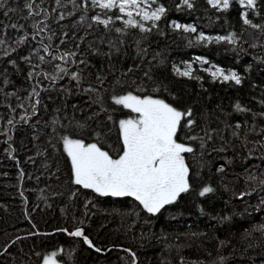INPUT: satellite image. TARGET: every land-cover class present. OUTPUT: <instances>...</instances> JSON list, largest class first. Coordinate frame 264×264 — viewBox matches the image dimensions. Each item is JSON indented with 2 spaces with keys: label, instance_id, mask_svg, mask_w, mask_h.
<instances>
[{
  "label": "trees",
  "instance_id": "1",
  "mask_svg": "<svg viewBox=\"0 0 264 264\" xmlns=\"http://www.w3.org/2000/svg\"><path fill=\"white\" fill-rule=\"evenodd\" d=\"M0 2L3 4L0 7V39L5 40L0 46V171L12 168V182L17 181L16 198L26 203L24 200L28 197L32 207L40 204L52 208L41 210L42 218L38 222L59 224L58 210L62 206L134 205L121 197L99 198L87 194L85 188L72 182L71 163L63 148V137L76 138L75 133L80 130L70 117H61L58 110H62V102L73 107L77 100H70L71 95L64 96L59 80L65 76L68 79L65 85L71 82L70 85L77 88L73 95L80 92V88L94 89L83 94L87 93L94 102L99 97L103 103L96 102V106L105 115H111L113 125L118 129L119 118H130L133 114L130 109L114 104L112 96L129 91L142 93L129 83L101 84L98 87L93 81L96 78L94 67L103 73L120 69L131 65L134 60L139 62L134 58L136 55L146 57L143 51L146 53L145 48H148L160 56L155 59L154 55L151 56L154 60L150 65L146 63L147 58L141 62L143 67L138 71L141 72L139 76L143 81L150 79L144 94L156 95L181 111H192L190 119L194 124L188 126V118H185L177 134L178 141L194 148L193 154H186L190 166V189L160 213L145 211L142 232L119 227L114 233L108 231L107 237L131 240L129 247L137 251V233H142L144 241L138 251L142 256L140 264H264V234L261 231L264 226V184L261 183L264 181V32L242 21V13L247 12L253 23H264V0H257L255 9L242 6L239 0H230L227 10L213 7L207 0H192V8L185 6L183 0H150L151 7L166 9V14L150 32L124 28L122 20H115L108 28L97 24L92 17L99 14L103 18V12L98 6L94 7L91 0H75V7L69 0H62L63 7L58 6L56 0ZM26 2L32 3L39 15L29 16ZM42 10L47 11V16ZM62 13L63 20L59 19ZM107 14L114 19L120 15L115 9ZM81 16L86 19L81 21ZM173 22L193 25L197 31L176 29ZM34 24H39L44 31L37 34ZM146 26L150 27L151 22H146ZM117 28L124 30L117 32ZM201 32L208 37L236 33L238 41L236 44L214 40L197 42L196 37ZM157 34L172 37L174 42L169 45L158 42L161 36L154 37L156 43L148 42V36ZM25 37V42L17 46V40ZM121 41L126 45L123 43L120 49ZM113 45L119 50L107 54ZM44 46H48L47 52ZM5 50L8 55L4 54ZM64 53L75 55L67 60L59 59ZM40 56L44 57V62ZM81 63H87L85 69L90 73L83 82L73 79L74 73L79 78L84 75L79 73ZM57 65L67 71L60 73ZM189 65L192 75H181ZM217 67L225 69L226 74L236 71L242 83L213 80L206 69L215 70ZM37 72L58 78L53 80L35 75ZM29 73L34 75L30 77ZM75 80L79 86L75 85ZM34 88L39 92L38 97L33 95ZM99 90L104 91L98 95ZM37 99L39 104L33 115L32 105ZM237 103L245 111H237ZM25 116L27 119L22 120L21 117ZM9 119L14 121L13 125L8 124ZM26 134L34 148L30 153L19 141ZM17 153L33 159L32 170L25 172L15 158ZM28 175L34 178L24 182H28L32 189L28 187L24 193L27 195H24L21 183ZM204 187H211L214 191L200 196ZM242 193L246 195L241 196ZM54 212L57 217L52 218ZM7 215L2 218L0 212L5 223L15 214ZM4 230L0 229V251L9 235L5 236ZM83 255L80 264L93 261L88 254ZM124 262L130 264L131 261ZM123 263L119 260L104 264Z\"/></svg>",
  "mask_w": 264,
  "mask_h": 264
},
{
  "label": "snow or ice",
  "instance_id": "2",
  "mask_svg": "<svg viewBox=\"0 0 264 264\" xmlns=\"http://www.w3.org/2000/svg\"><path fill=\"white\" fill-rule=\"evenodd\" d=\"M69 2L73 3L75 7V0H69ZM207 2L213 7L223 8L224 10H227L230 5V0H207ZM91 3L94 7L98 6L103 12V18L98 14L93 16L92 19L105 28H108L115 20H122L124 28H137L141 32H150L152 28L157 26V22L161 17L166 14V9L163 6L151 7L150 0H91ZM239 3L248 9L258 7L257 0H239ZM56 4L61 7L64 6L62 0H56ZM183 4L188 8L193 7L192 0H183ZM0 7H3L2 2H0ZM25 7L28 9L29 16L39 15V12L34 11L32 3L26 2ZM113 9L118 10L120 14L115 19L107 14L108 11ZM42 11L47 16V11ZM71 14L68 13V15ZM64 18L62 13L59 19L63 20ZM80 19L84 21L86 17L81 16ZM242 21L243 24L264 32V23H253L248 18L247 12L242 13ZM146 22H151V26H146ZM12 27L16 26L12 25ZM173 27L183 29L185 32L197 31L193 25L173 22ZM33 28L37 34L44 31L39 24H34ZM123 30L122 28L115 29L117 32ZM26 39L27 37L24 40L18 39L17 46L24 43ZM205 40L236 44L238 36L236 33H231L226 36L208 37L201 32L196 37L197 42ZM4 44L5 40L0 39V46ZM44 51H48V46H44ZM4 54L8 55L9 53L5 50ZM73 55L75 53H64L59 59L67 60L69 56ZM39 58L41 62H44L43 56ZM24 59L28 61L27 57H24ZM53 59H56V57H53ZM12 63H15V61H12ZM57 69L60 73L67 71L65 68H60L59 65H57ZM206 70L210 72L213 80L234 81L237 85L242 83V78L236 71H228L226 74L225 69L219 67L215 70ZM180 74L191 76V65ZM33 75L34 73H29L30 77ZM35 75H43L45 78L53 80L58 78L42 72H37ZM73 79L78 80V74L74 73ZM89 90L94 89H86L85 91ZM33 95L39 96V92L35 88L33 89ZM111 99L114 104L121 105L136 113L135 118L119 121L123 146L122 154L118 155L117 158H113L109 151L104 150L99 140L86 143L84 139H71L64 136L63 148L70 158L72 182L85 189H91L100 196L132 197L142 205L146 212L151 214L160 213L166 205L173 204L182 193H186L190 189V166L186 162V154H193L194 148L190 144L179 142L177 134L181 122L185 118H188V126L194 124V121L190 119L192 111L190 109L181 111L162 99L153 98L151 95H134L131 91L124 95H113ZM96 102L103 103L99 97ZM37 104H39L38 99L32 105L33 115L36 112ZM20 107H23V104ZM235 108L237 111H245L239 103L236 104ZM21 119H27V116L21 117ZM13 123V120H8L9 125H13ZM189 139L195 140L197 137H189ZM261 183L264 184V181H261ZM213 191L214 189L211 187H204L199 195L204 196L206 193ZM243 195L246 194L242 193L241 196ZM60 231L67 232L68 230L61 229ZM261 231L264 234V226H261ZM68 235L80 237L85 244L94 247L92 240L85 235L82 227L76 228ZM95 250L97 252L101 251L100 248H95ZM132 256L133 264H135V253H132ZM43 264H51L50 259L45 257Z\"/></svg>",
  "mask_w": 264,
  "mask_h": 264
},
{
  "label": "rangeland",
  "instance_id": "3",
  "mask_svg": "<svg viewBox=\"0 0 264 264\" xmlns=\"http://www.w3.org/2000/svg\"><path fill=\"white\" fill-rule=\"evenodd\" d=\"M160 36L162 38L158 39L157 40L158 42L167 43L168 45L170 43L174 42L172 40V37L162 36L160 34L148 36L149 37L148 42L151 41L153 43H156L157 41L154 39V37H160ZM123 43H124V45H126V42L121 41L120 46H119L120 49H121V47L124 46V45H122ZM118 50H119L118 46L113 45L110 48V50H107L106 52H107V54H112L110 52L115 53ZM145 50H146V53L144 51H143V53L146 55V57H143L144 56L143 55V56H140V58H138L136 55V56H134V58L139 59L140 60L139 62L134 60V61H132L131 65L121 66L120 69H111V71H109L107 73H103V72L99 71V68L96 69L94 67V69H95L94 74H96V78H94V80H93L95 82L94 84H96L98 87H100V86H102L101 84L107 85V84L112 83V84L118 85V84H122V83L123 84L129 83L133 87L138 89V91L140 93H142L141 96L146 95V94H144V92L147 91L149 88L148 85H149L150 79H145V81H143V78H141L139 76L141 74V72H138V71L140 70V68L143 67V63H141V62L144 58H147L146 63H148L150 65L151 62L155 58H159L160 53H158L156 51L152 52L148 48H145ZM136 51H138V50H136ZM101 55H103V54H101ZM153 55H154V59H151L152 58L151 56H153ZM78 68H79V73L81 75L84 74V75L80 76V78H79V79H81L82 82H83V79H88L90 77L89 71H87L85 69V68H87V63H85L83 65L81 63V65H79ZM84 69H85V71H83ZM97 73H98V75H97ZM136 74H137L138 78L134 77V75H136ZM64 77L65 76H63L62 78H64ZM109 80H112V81H109ZM74 82H75V85L79 86V83L77 84L76 80ZM70 84H71V82L67 85V87L62 89L65 91L64 96L71 95L70 100H75V101L77 100V102L73 105V107H70L67 103L64 104L62 102L61 103L62 110H60V109L58 110L59 115L63 118L66 115L68 117H70L73 121V124L77 125L79 127V130L82 131L81 132L82 136H79L80 138H76V139H85L86 143H92V142H96L97 140H99L101 145H107L110 148L111 152L114 153L116 151V148L120 146L119 144H121L122 141H121V137H120V130L118 129V131H117V129L113 125L112 119H109V117H111V115H105V113L96 106L97 104H96V102H94L95 101L94 99L89 97V95L87 93L83 94V92H85V90H82L80 88L81 91L78 93H75L73 95V92H75L74 87H73V85L71 86ZM136 84H137V86H136ZM105 85H104V87H106ZM117 85H113V86L115 87ZM97 86H95V87H97ZM114 87H112V88H114ZM68 88L70 91L67 90ZM87 88L91 89L90 87H87ZM103 91L104 90H99L97 94L100 95L101 92H103ZM55 111H57V109ZM108 112L110 113V111H108ZM133 118H135V116ZM127 119H129V118H127ZM77 126H76V128H78ZM98 133L100 134L99 136L97 135ZM30 140L31 139L29 136H27V134H26L25 138L22 137L19 140L20 142L23 143V147H25L24 150L26 149L27 153L33 152V149H34L30 143ZM20 147H22V146H20ZM31 148H33V149H31ZM28 157H30V156L19 155V153H17L15 155V158L18 160V162L20 164H22V167L25 170V172L32 170L33 159H29ZM117 157L113 156V158H117ZM10 169H12V168L8 167L9 171H6V172L0 171V212L3 213L2 218H6L8 216L7 214H9V213H13L15 215H14V218L10 217L8 223H5L3 220H1L2 218H0V229H5L4 230L5 236H6V234H9L6 239H7V243H11L10 245H8L9 248L7 250L5 249L6 248L5 247L3 250L0 251V264H30L34 260V256L31 255L32 253H35L34 248L37 247L38 245H40L42 243L41 241L48 239L50 237L41 236V235L30 236L28 233H34L36 230H37L36 232H38V233L52 232V231L56 232L58 229L57 230L54 229V230H50V231H43L40 229V227H44V226L45 227H51V225L55 226V222L48 223V224L46 223L44 225H42L41 222H38L40 220V218H42L41 214H40L41 210L42 211L51 210L52 208L46 207V206L43 207L42 205L39 204V205L34 206L36 209H33V211H32V206L30 204V199L28 197L26 200H24L26 203H24L22 199L16 198L17 194H16V191H14V190H16L15 187H17V181L12 182L13 172ZM35 169L39 170V167L35 166ZM61 170L63 173H65L64 172L65 168L64 169L62 168ZM42 175H45V174H42ZM32 177H33L32 175L25 176V180L22 181L21 186L23 189V191H22L23 194L28 190V187H29V189H32V186L29 185L28 182H24V181L31 179ZM26 183H27V185H26ZM24 195H27V194H24ZM1 199H3V200H1ZM78 199L79 198H76V200H78ZM3 203H4V205H1ZM74 204H76V203H74ZM63 207H66V206H62L61 208H63ZM58 211H60V215H62V212H64L61 209H59ZM50 215H49V217H50ZM168 215H170V214H168ZM51 217L52 218L57 217L56 213L54 212L53 216H51ZM18 222H19V224L17 225ZM108 222L103 221L102 226L106 225V227H104L102 229V233L109 231V228H111V227L107 226ZM8 227L10 229L7 231ZM20 230H21V232L16 233L17 231H20ZM116 230H118V228L114 227L113 229H111V232L114 233V232H116ZM23 234H25L24 237H23ZM101 237H103V236H101ZM101 237L98 240H101L102 239ZM125 237H127V236H125ZM143 241L144 240L142 237V241L136 242L135 248L137 247V249L140 250L142 247ZM118 246H120V245H118ZM113 247L115 248L114 245H109L106 248V251L111 250ZM124 248L129 249V247H124ZM117 253L118 252H116L115 254H117ZM26 255H28V256H26ZM99 259H102V258H99ZM99 259H97L95 261L86 260V262L85 261H83V262L86 264H104L108 261H115V262L119 261V260H115V259H104V260H99ZM120 261H122V263H123V260H120ZM129 261H131V259H129ZM51 263L57 264L56 262H51ZM129 263L133 264L132 261ZM69 264H80V263L77 259L76 260L72 259L71 263L69 261ZM123 264H125V262Z\"/></svg>",
  "mask_w": 264,
  "mask_h": 264
},
{
  "label": "flooded vegetation",
  "instance_id": "4",
  "mask_svg": "<svg viewBox=\"0 0 264 264\" xmlns=\"http://www.w3.org/2000/svg\"><path fill=\"white\" fill-rule=\"evenodd\" d=\"M67 81L68 79L65 77L60 78L59 82L62 85L61 90L67 87V85L65 86V83ZM73 87H74V91H76L77 88L75 86ZM67 90L70 91L69 88ZM135 95L141 96V94H135ZM146 95H151V94H146ZM151 96L157 99H161L156 95H151ZM131 113L133 114V117L136 116V113L134 112ZM120 120H122V118H119L117 122L119 123ZM118 129H119V125H118ZM81 132L82 131L80 130L79 133H75V137L77 136L76 138H80L79 136H82ZM76 138H71V139H76ZM119 145L120 146L116 148V151L114 153L111 152L110 148L107 145H102V146L104 150L109 151V153L112 156L117 157L118 155L122 154V147H123L122 143ZM85 193L87 194L90 193L99 198L105 197V196H100L91 189H86ZM121 199L123 201H131L134 203V205H122V206L73 205V206L59 208L64 211L62 212V215H60L59 212V217L61 219V222L59 224H55V226L51 225V227H45V226L40 227V229L43 231L59 229L58 231L38 233L36 232L37 231L36 230L34 233H28L30 236L41 235V236L50 237L48 239L41 241L42 243L34 248L35 253L31 254L32 256H34V260L30 264H42L43 259L45 257L49 258L50 262H56L57 264H66V263L69 264V261L71 263L72 259L73 260L77 259L78 261L84 259L85 257L83 255L84 253L88 254L89 259L93 261L99 258H102L99 260L115 259V260H123V261H127L128 259H131L132 263H133L132 253H135V261L137 262L136 264H140L142 256H140L138 253L139 249H137V251H134L129 247V244L132 243L131 240L107 237L106 233L108 231L102 233V229L106 227V225L102 226L103 224L102 220L106 222L109 221L107 223V226L111 227L112 229L115 226H117V228L125 227V229L127 230L128 228L129 229L135 228L137 230L139 229V232L140 230L142 232L143 224H144L143 223L144 212L146 210H144L142 205H140L139 202L132 197H121ZM32 209H36V208L32 207ZM44 224H46V222L43 223L42 225ZM78 227H82L84 229L85 235H87L92 240L93 244L97 248H100L101 251L97 252L95 248L85 244L83 242V239L80 237H72L68 235L69 232L74 231ZM61 229H67L68 231L67 232L60 231ZM110 230L111 229L109 228V231ZM137 235L139 236V238H137L136 242L142 241V233L140 234L137 233ZM24 236L25 234H23V237ZM100 237L102 239L98 240L100 239ZM10 244L11 243H6L3 249L6 247L5 249L7 250L9 248L8 245ZM109 245H114L115 248L113 247L111 250L106 251V248ZM118 245L129 247V249L127 248L118 249L116 247ZM116 252L118 253L115 254Z\"/></svg>",
  "mask_w": 264,
  "mask_h": 264
},
{
  "label": "water",
  "instance_id": "5",
  "mask_svg": "<svg viewBox=\"0 0 264 264\" xmlns=\"http://www.w3.org/2000/svg\"><path fill=\"white\" fill-rule=\"evenodd\" d=\"M57 230V229H56ZM59 230V229H58ZM57 230V231H58ZM53 232V231H52ZM94 245V244H93ZM118 248H124L123 246H117ZM93 248H97L95 245H94V247ZM137 262L135 261V264H136Z\"/></svg>",
  "mask_w": 264,
  "mask_h": 264
}]
</instances>
